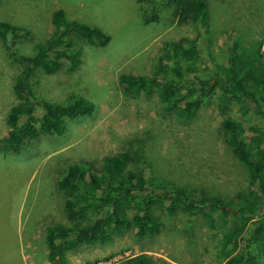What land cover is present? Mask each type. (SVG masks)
Masks as SVG:
<instances>
[{"label":"rangeland","instance_id":"1","mask_svg":"<svg viewBox=\"0 0 264 264\" xmlns=\"http://www.w3.org/2000/svg\"><path fill=\"white\" fill-rule=\"evenodd\" d=\"M211 32L201 43L202 67L212 76L213 62L221 63V47L236 39L246 48L259 45L264 53V0H210ZM97 27L112 39L106 47L76 43L82 63L73 74L67 62L54 75L37 71L29 81L34 96L64 104L70 97L95 103L89 117L66 122L61 136L41 135L19 154L0 151V264H50L43 236L49 226L71 227L65 197L57 182L67 166L93 162L120 152L132 156L129 169L144 171L169 186L187 190L195 200L214 196L226 201L247 190L249 173L233 154L222 129L225 117L236 118L237 105L215 98L190 121H177L163 109L157 95H126L119 76L151 77L166 44L195 37L189 25L144 24L133 0H0V22L29 31L30 37L8 47L0 41V139L6 132L8 110L18 103L13 93L20 67L10 52L31 55L51 35V14ZM21 33V32H20ZM22 35V33H21ZM42 114L37 107L36 116ZM244 128L263 125L249 113L239 119ZM162 231L151 238L125 232L105 245L82 246L66 254L67 264H126L147 255L154 264H224L220 254L223 227L210 228L201 214L160 212Z\"/></svg>","mask_w":264,"mask_h":264},{"label":"trees","instance_id":"2","mask_svg":"<svg viewBox=\"0 0 264 264\" xmlns=\"http://www.w3.org/2000/svg\"><path fill=\"white\" fill-rule=\"evenodd\" d=\"M133 1L144 24L189 25L195 37L168 42L170 54L160 59L153 76L122 74L119 86L130 96L157 95L163 109L180 122L192 120L214 98L225 106L237 105L238 116L225 117L222 129L233 154L249 173L247 190L231 201L207 195L195 200L185 189L129 169L133 158L128 152L106 156L99 164H71L57 186L65 197L66 218L73 225L46 228V260L67 264V253L82 246L108 244L128 231L138 238L154 237L164 227L157 212L173 216L182 211L201 214L212 229L218 224L223 227L220 254L224 264H264V124L247 130L239 122L249 113L264 119V53L259 45L250 49L230 39L221 47L222 62L211 58L209 76L202 67L201 43L211 32L210 0ZM51 24V35L33 54L17 50L9 54L21 70L13 88L18 103L8 110L6 132L0 139L3 154H19L41 135L61 136L68 120L89 117L95 110V103L83 97H70L64 104L37 99L29 81L37 71L56 74L63 61L67 62L66 73L73 74L82 63L83 49L76 40L106 47L112 37L97 27L69 20L63 9L51 14ZM30 35L0 22V41L7 48L9 42L15 46ZM37 107L42 110L40 117ZM126 264L154 263L140 255Z\"/></svg>","mask_w":264,"mask_h":264}]
</instances>
